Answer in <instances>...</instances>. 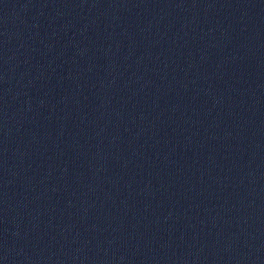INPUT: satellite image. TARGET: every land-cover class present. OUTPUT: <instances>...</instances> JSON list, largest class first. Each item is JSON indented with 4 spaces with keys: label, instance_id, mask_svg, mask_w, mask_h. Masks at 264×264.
<instances>
[{
    "label": "water",
    "instance_id": "95a60500",
    "mask_svg": "<svg viewBox=\"0 0 264 264\" xmlns=\"http://www.w3.org/2000/svg\"><path fill=\"white\" fill-rule=\"evenodd\" d=\"M0 264H264V0H0Z\"/></svg>",
    "mask_w": 264,
    "mask_h": 264
}]
</instances>
